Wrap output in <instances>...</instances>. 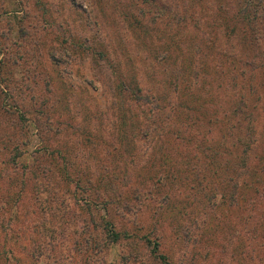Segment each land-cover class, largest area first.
<instances>
[{
  "label": "rangeland",
  "instance_id": "obj_1",
  "mask_svg": "<svg viewBox=\"0 0 264 264\" xmlns=\"http://www.w3.org/2000/svg\"><path fill=\"white\" fill-rule=\"evenodd\" d=\"M252 4L0 0V264H264Z\"/></svg>",
  "mask_w": 264,
  "mask_h": 264
},
{
  "label": "trees",
  "instance_id": "obj_2",
  "mask_svg": "<svg viewBox=\"0 0 264 264\" xmlns=\"http://www.w3.org/2000/svg\"><path fill=\"white\" fill-rule=\"evenodd\" d=\"M252 9L253 11L255 12V16L254 17V21L251 22V25H255L254 28H253V31L258 33V36H259V32L260 30H263L264 31V10L263 12H260V10L254 6L252 4ZM261 38L263 40V43H264V34L261 35ZM107 231L108 233L110 234L111 233V228H109L107 226ZM118 239L117 235L116 236H113V240L116 241Z\"/></svg>",
  "mask_w": 264,
  "mask_h": 264
}]
</instances>
